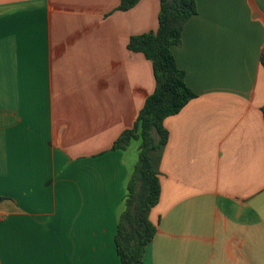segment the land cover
<instances>
[{
  "label": "crops",
  "instance_id": "crops-1",
  "mask_svg": "<svg viewBox=\"0 0 264 264\" xmlns=\"http://www.w3.org/2000/svg\"><path fill=\"white\" fill-rule=\"evenodd\" d=\"M173 47L197 95L164 122L143 264H264V0H196ZM0 0V264H122L115 236L154 92L132 36L160 0Z\"/></svg>",
  "mask_w": 264,
  "mask_h": 264
},
{
  "label": "trees",
  "instance_id": "trees-1",
  "mask_svg": "<svg viewBox=\"0 0 264 264\" xmlns=\"http://www.w3.org/2000/svg\"><path fill=\"white\" fill-rule=\"evenodd\" d=\"M140 1L121 0L118 10L128 11ZM197 13L196 0H160L158 29L132 36L128 43L130 51L142 53L152 62L155 89L146 99L135 126L124 131L112 147L127 150L132 141H141L115 236L122 264H143L146 250L157 233L150 214L162 193L159 166L169 140L164 122L197 97L186 83L185 72L177 65L173 47L183 44L184 27ZM261 64L264 68V50Z\"/></svg>",
  "mask_w": 264,
  "mask_h": 264
}]
</instances>
